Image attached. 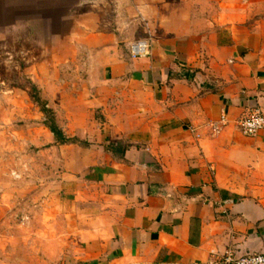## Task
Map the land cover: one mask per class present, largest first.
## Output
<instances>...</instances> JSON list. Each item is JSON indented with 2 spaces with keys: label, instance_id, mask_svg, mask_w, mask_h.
<instances>
[{
  "label": "crops",
  "instance_id": "1",
  "mask_svg": "<svg viewBox=\"0 0 264 264\" xmlns=\"http://www.w3.org/2000/svg\"><path fill=\"white\" fill-rule=\"evenodd\" d=\"M144 40L151 55L132 59ZM31 87L87 148L57 143ZM0 110V154L36 151L42 170L53 154L62 170L61 264L264 256V132L236 128L264 113V0H0Z\"/></svg>",
  "mask_w": 264,
  "mask_h": 264
},
{
  "label": "rangeland",
  "instance_id": "2",
  "mask_svg": "<svg viewBox=\"0 0 264 264\" xmlns=\"http://www.w3.org/2000/svg\"><path fill=\"white\" fill-rule=\"evenodd\" d=\"M5 77L8 76L5 75ZM13 77L15 78L14 85H18L17 75ZM29 96L38 103L35 102L42 111L41 105L44 102L38 90L31 87ZM46 109L51 111L47 117L44 115L46 122L50 123L48 117H53L55 120V114L48 107ZM73 140V144L87 148V143L78 141V139ZM37 154L36 151L31 155L17 153L12 155L11 159L5 153L0 154V179L4 185V192L7 190V182H11L15 197L13 201L14 218L11 225L0 227V253L3 259L9 258L12 264H61V261L56 259L60 252L58 248L61 249L62 244L63 249L66 247L65 240L60 233L61 221L55 218V207L60 196L58 182L61 181L59 177L62 170L54 169L53 154L47 157L48 168L39 169ZM29 162L34 166L27 167ZM43 200L46 201L47 212L45 227H43L42 219L40 222L38 219Z\"/></svg>",
  "mask_w": 264,
  "mask_h": 264
},
{
  "label": "built area",
  "instance_id": "3",
  "mask_svg": "<svg viewBox=\"0 0 264 264\" xmlns=\"http://www.w3.org/2000/svg\"><path fill=\"white\" fill-rule=\"evenodd\" d=\"M150 41H137L129 45V53L132 59H142L151 55ZM229 120L227 116H222L217 122H212L209 127L214 136H218L227 127ZM236 128L247 138H254L264 132V113L256 110L237 120ZM209 264H264L263 255H238L232 248H228L223 254L212 257Z\"/></svg>",
  "mask_w": 264,
  "mask_h": 264
},
{
  "label": "trees",
  "instance_id": "4",
  "mask_svg": "<svg viewBox=\"0 0 264 264\" xmlns=\"http://www.w3.org/2000/svg\"><path fill=\"white\" fill-rule=\"evenodd\" d=\"M42 107V113L44 115H46V117L48 116L49 113H51V111L46 109V105H41ZM49 118V122H45L46 127H48V129L51 131V133L54 135L57 143L65 145V144H72L74 143V140L71 139H67L63 132L58 128V126L55 123V120L53 119V117H48ZM49 123V124H48Z\"/></svg>",
  "mask_w": 264,
  "mask_h": 264
}]
</instances>
